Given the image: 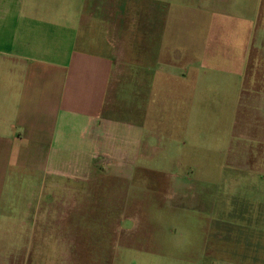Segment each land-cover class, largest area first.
Instances as JSON below:
<instances>
[{"label":"crops","instance_id":"0c3cea01","mask_svg":"<svg viewBox=\"0 0 264 264\" xmlns=\"http://www.w3.org/2000/svg\"><path fill=\"white\" fill-rule=\"evenodd\" d=\"M92 3L0 0V207L9 206L11 187L16 190L23 181L30 183L31 177L82 180L102 170L129 180L131 196V192L146 190L134 183L138 170L163 172L169 163L177 170L186 168L191 133L195 147L200 148L199 121L191 119L189 105L205 83H201V71L193 66L195 55L189 46L188 52L175 57L163 33L164 41L154 51L150 49L149 59L133 64L132 71H123L118 64H125V48L112 39L121 33L123 24L99 17ZM241 24V28L253 26L249 20ZM220 26L211 28L217 33L216 40L209 41L208 48L205 42V55L235 66L234 72L217 74L215 79L223 88L240 90L242 96L245 78L238 90L244 74L237 65L244 39L238 40L235 24L224 37ZM228 47L230 52L223 54L221 49ZM189 63L192 66L187 67ZM226 78L232 85L223 82ZM239 107L232 122L237 130L249 123L239 120ZM241 150L237 144L235 158H242ZM169 175L175 178L168 187L170 197L185 199L186 178L177 171ZM181 202L177 203L181 208L196 212L194 218L205 223L209 235L214 231L219 239L230 241L228 248L218 244L214 250L207 241L204 250L190 254L192 263L264 264V232L254 230V225H264V217L252 215L251 202ZM153 204L149 201L148 207ZM146 225H151V219L121 218L119 249H124V255L151 252L157 233ZM127 239L135 242L127 245Z\"/></svg>","mask_w":264,"mask_h":264},{"label":"rangeland","instance_id":"374dc122","mask_svg":"<svg viewBox=\"0 0 264 264\" xmlns=\"http://www.w3.org/2000/svg\"><path fill=\"white\" fill-rule=\"evenodd\" d=\"M92 4L99 17L123 24L118 37H112L126 51L122 53L125 64H118L123 71H132L133 64L149 59L150 49L154 51L164 41L163 33L168 36L164 42L171 55L188 52L189 46L195 55L193 66L201 71V83H205L189 105L191 119L199 121L200 148L195 147L191 133L186 168L177 170L169 163L163 172L138 170L135 185L149 191L131 192V196L129 180L104 170L82 180L31 177L30 183L23 181L16 190L11 187L9 197L6 193L9 206L0 207V264H194L190 254L204 250L207 241L212 250L218 244L228 248L230 241L219 239L214 231L209 235L205 223L194 218L196 212L177 203L248 201L252 215L264 217V0H93ZM212 11L216 14L210 15ZM247 20L252 28H241ZM216 24L224 27L222 37L235 24L238 40L244 39L237 65L244 74L238 90L245 78L242 96L240 90L223 88L215 79L217 74L234 72L235 66L205 55V42L208 48L209 41L216 40L217 33L211 28L221 27ZM221 52L228 54L230 48ZM223 82L232 85L230 79ZM237 106L239 120L249 122L239 131L232 124ZM212 144L215 149L211 150ZM237 144L242 158H235ZM174 171L186 178L185 199L170 197L168 187L175 178L169 174ZM151 188L156 191L150 192ZM149 201L156 204L148 207ZM125 216L151 219L146 228L157 233L151 252L127 256L119 249V221ZM254 230L260 234L264 225H254ZM130 242L135 241L126 240L127 245Z\"/></svg>","mask_w":264,"mask_h":264}]
</instances>
